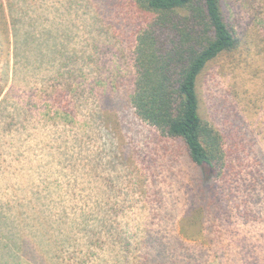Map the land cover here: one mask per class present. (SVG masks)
I'll use <instances>...</instances> for the list:
<instances>
[{
  "label": "trees",
  "instance_id": "1",
  "mask_svg": "<svg viewBox=\"0 0 264 264\" xmlns=\"http://www.w3.org/2000/svg\"><path fill=\"white\" fill-rule=\"evenodd\" d=\"M224 1L55 0L52 17L39 11L37 3L26 7L22 0H9L15 54L23 61L22 68L34 66L44 76L35 99L26 105L17 102L9 112L8 106L0 107V131H10L19 116L37 120L33 106L39 103L60 108L70 120L86 108L111 140L104 153L109 157H102L103 150L86 160L93 166L105 163L110 170L118 169L127 157L117 146L111 122L117 109L131 105L140 120L163 136L180 139L192 162L210 178L222 181L219 185L205 176L202 191L210 201L186 215L187 222L201 227L189 233L185 224L183 233L199 238L205 211L213 213L216 199L225 201L220 210L229 216L235 209L232 205L228 211L229 199L237 197L228 186L235 172L233 161L241 157L240 140L234 141L238 128L228 135L237 150L228 149L227 136L203 118L199 93L207 65L239 44ZM1 13L6 18L4 0H0ZM113 54L131 63V77L122 75L119 67L108 66ZM120 81H128L130 87L118 94ZM41 113L46 115L43 109ZM72 149L69 146L63 153L76 163ZM109 174V178L100 176L104 197L98 207L79 216L75 211L72 220L64 209L56 212L47 207V197L36 181L29 200L0 197V264H174L173 253L166 255L169 247L160 236L150 231L129 236L123 224L124 207L146 195V181L142 189L136 180L128 187L124 173ZM109 242L114 255L106 253Z\"/></svg>",
  "mask_w": 264,
  "mask_h": 264
},
{
  "label": "rangeland",
  "instance_id": "2",
  "mask_svg": "<svg viewBox=\"0 0 264 264\" xmlns=\"http://www.w3.org/2000/svg\"><path fill=\"white\" fill-rule=\"evenodd\" d=\"M4 1L6 18L0 14V107L8 106L9 112L15 103L26 105L35 99L44 75L34 71V66L22 68L23 61L15 54L9 0ZM30 3H37L39 11L53 17L55 0L21 2L26 7ZM224 8L239 44L207 65L199 80V93L203 118L227 136L228 149L237 150L228 135L238 128L234 141L240 140L241 157L233 161L235 172L228 186L237 197L229 199L228 211L232 205L235 208L229 216L220 210L225 201L216 199L213 213L205 211L202 235L195 238L183 233L185 224L189 233L201 227L198 222H187L186 215L208 205L210 199L202 190L209 173L192 162L180 139L163 136L140 120L131 105L117 109L111 122L116 141L119 139L117 146L127 157L125 164L111 170L105 163L93 166L85 158L103 150L102 157H109L104 153L111 143L101 124L91 120L89 109L78 110V116L70 120L60 108L46 102L33 106L37 120L17 117L10 131H0V197L29 200L36 181L47 197V207L56 212L64 209L72 220L75 211L79 216L102 201L100 176L109 178V173L114 176L120 171L126 175L128 187L135 180L139 189L144 181L147 184L146 195L124 207L123 224L129 228V236L138 231L141 236L148 231L160 236L169 247L166 255L173 253L174 264H264V0H225ZM30 12L36 13L32 8ZM107 64L119 67L127 79L134 74L125 58L119 60L113 54ZM129 87L128 81H120L116 93H125ZM69 146H73L69 152L77 158L76 163L66 160L63 153ZM209 179L222 184L219 178ZM110 244H106V253L114 255L107 247Z\"/></svg>",
  "mask_w": 264,
  "mask_h": 264
}]
</instances>
